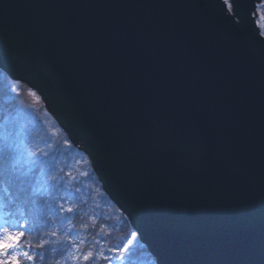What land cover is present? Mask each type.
I'll list each match as a JSON object with an SVG mask.
<instances>
[{
    "label": "water",
    "instance_id": "95a60500",
    "mask_svg": "<svg viewBox=\"0 0 264 264\" xmlns=\"http://www.w3.org/2000/svg\"><path fill=\"white\" fill-rule=\"evenodd\" d=\"M230 1L0 0V66L158 264H264V44L255 0Z\"/></svg>",
    "mask_w": 264,
    "mask_h": 264
},
{
    "label": "trees",
    "instance_id": "16d2710c",
    "mask_svg": "<svg viewBox=\"0 0 264 264\" xmlns=\"http://www.w3.org/2000/svg\"><path fill=\"white\" fill-rule=\"evenodd\" d=\"M255 1V12L260 17L264 13V3H261V0ZM17 80L0 66V106L8 108L14 104L22 109V114L29 123L36 142L42 147L40 141L46 139L52 145L55 161L52 168L58 177H64L58 186L59 195H65L67 199L63 184L68 182L69 177L66 173L70 172L71 200L65 204V207L73 203L76 205L73 213L56 216L46 226L37 223L34 229L25 235V242L30 245V255H34L32 264H90L82 260V255L88 251L99 253L101 250L109 256L111 264H156L153 255L139 239L126 214L103 190L90 160L79 148V143L68 137L49 114L47 101L38 94L31 83L24 80H19L17 87L20 93L14 101L12 100V96L15 95L12 86ZM30 89L36 92V96L30 95ZM66 139L67 144H65ZM51 190H54L53 197L48 195ZM0 195L6 199L11 211L16 212L17 207L9 204L11 197L6 188L0 190ZM30 195L39 206L45 207L48 203H53L55 206L53 198L58 193L51 185L41 187L34 184ZM59 203L64 202L59 201ZM25 215L30 217V212L25 210ZM69 219L72 224L71 230L68 229ZM51 230H57L56 237L45 235ZM133 232L137 234L135 237L132 236ZM65 235L69 239H65ZM42 239L50 242L43 248H37L36 245ZM73 240L79 245L78 248L73 247ZM80 240L85 243L81 244ZM129 240L132 241L131 244H128ZM126 244H128L127 249L124 247ZM110 249L116 251L112 252ZM73 257L76 259L74 260ZM91 264H109V261L100 258L92 261Z\"/></svg>",
    "mask_w": 264,
    "mask_h": 264
},
{
    "label": "snow or ice",
    "instance_id": "6c2138e0",
    "mask_svg": "<svg viewBox=\"0 0 264 264\" xmlns=\"http://www.w3.org/2000/svg\"><path fill=\"white\" fill-rule=\"evenodd\" d=\"M223 2L227 5L230 14L235 15L230 0H223ZM261 3H264V0H261ZM260 19L264 20V13L260 15ZM259 23L260 21L257 20V24ZM260 35L264 36V32H261ZM19 83L20 81L17 80L12 86V92L15 93L12 96L13 101L20 93V89L17 87ZM33 87L41 88L37 84H34ZM29 92L30 95L36 96L35 91L30 89ZM67 143L66 139L65 144ZM40 144L43 146L41 147L36 142L35 135L22 114V109L17 108L14 104L8 108L0 106V190L7 189L11 197L9 204L17 207L18 215L24 221V223L10 224L0 214V264H22L20 256H23L27 261H33L34 255H30L29 252L21 253L18 250L26 231L33 230L37 223L46 226L56 216L75 211L74 203L65 207V204L71 200V173H66L69 180L63 184L67 195L66 199L65 195H59L60 187L58 186L64 177H58L52 168V164L55 162L52 145L46 139H42ZM34 184L41 187L51 185L56 190L58 195L53 198L55 206L53 203H48L45 207H41L31 198L30 193L33 192ZM59 201L64 203H59ZM3 206V197H0V208ZM25 210L30 212V217L25 215ZM68 229H72L70 219ZM45 235L56 237L57 230H51ZM136 235V232L132 233L133 237ZM65 239H69V237L65 235ZM49 242V240L42 239L36 247L43 248ZM80 243L83 244L85 241L80 240ZM131 243L132 241L129 240L128 244ZM72 244L73 247H79L75 240L72 241ZM128 244L124 246L125 249L128 248ZM110 251L115 252L116 249H110ZM100 258L111 264L109 256L105 255L103 250L99 253L88 251L82 255V260L90 262V264ZM73 259L75 260L76 257Z\"/></svg>",
    "mask_w": 264,
    "mask_h": 264
},
{
    "label": "rangeland",
    "instance_id": "374dc122",
    "mask_svg": "<svg viewBox=\"0 0 264 264\" xmlns=\"http://www.w3.org/2000/svg\"><path fill=\"white\" fill-rule=\"evenodd\" d=\"M254 6H255V2H254ZM250 15H251V18H252V26L254 27V29L257 30L259 33L264 32V20H261L260 17L257 16V13L255 12L254 9L251 11ZM257 20L260 21L259 24H257ZM2 66H4L5 68H7V70H10V69L12 70V67H13V66H11V67L9 68L7 65H2ZM18 80H19V79H18ZM48 111H49V114L52 116V118H53L54 120H56L55 117H54V112L51 111V109H49V108H48ZM56 122H58V121L56 120ZM76 142L79 143V148L82 149L83 153H84L87 157H89L88 150H86V148H85L83 142H81V141H76ZM89 158H90V157H89ZM89 158H88V159H89ZM49 192H50V193L48 194L49 197H53V192H54V190H51V191H49ZM47 199H49V198H47ZM50 200H51V199H50Z\"/></svg>",
    "mask_w": 264,
    "mask_h": 264
},
{
    "label": "bare ground",
    "instance_id": "6f19581e",
    "mask_svg": "<svg viewBox=\"0 0 264 264\" xmlns=\"http://www.w3.org/2000/svg\"><path fill=\"white\" fill-rule=\"evenodd\" d=\"M253 30V29H252ZM241 31L242 30H239V34L240 35H242L243 36V34L241 33ZM254 33H255V36H256V38L259 40V41H262V43L264 44V36H261L260 34V37L257 35V32L256 31H254ZM92 157L94 158V154H93V151H92ZM95 166H96V162H95ZM105 188L109 191V193L112 195V196H114L115 194H114V192H113V190H112V188L110 187V185L108 184V183H105ZM159 260L160 261H162V258L161 257H159ZM165 263V262H164ZM163 263V264H164Z\"/></svg>",
    "mask_w": 264,
    "mask_h": 264
}]
</instances>
